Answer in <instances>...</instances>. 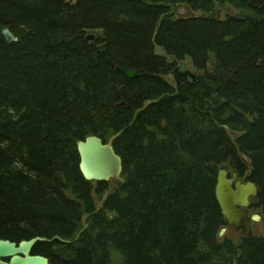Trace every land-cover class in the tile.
Segmentation results:
<instances>
[{
  "label": "trees",
  "instance_id": "16d2710c",
  "mask_svg": "<svg viewBox=\"0 0 264 264\" xmlns=\"http://www.w3.org/2000/svg\"><path fill=\"white\" fill-rule=\"evenodd\" d=\"M2 27L1 240L45 239L50 264H264V0H0ZM88 136L121 188L82 177ZM230 163L260 234L219 236Z\"/></svg>",
  "mask_w": 264,
  "mask_h": 264
},
{
  "label": "water",
  "instance_id": "95a60500",
  "mask_svg": "<svg viewBox=\"0 0 264 264\" xmlns=\"http://www.w3.org/2000/svg\"><path fill=\"white\" fill-rule=\"evenodd\" d=\"M0 34L5 43H15L17 37L8 27H2ZM127 79L138 76L135 70L117 68ZM191 76H197L189 73ZM79 171L82 177L91 182L111 181L115 188H121L124 181L121 178L122 161L115 153L111 141L103 142L99 137L88 136L84 141H78ZM230 168V169H229ZM223 166L217 174L215 197L222 216L233 230L240 232L243 237L253 234L252 223H259L261 216L249 214L251 200L256 198L258 188L252 182L243 183L238 179V173L233 163L230 167ZM222 229L219 236L225 232ZM45 239L35 237L18 243L0 239V264H50L47 258L31 255V249L37 242Z\"/></svg>",
  "mask_w": 264,
  "mask_h": 264
},
{
  "label": "rangeland",
  "instance_id": "374dc122",
  "mask_svg": "<svg viewBox=\"0 0 264 264\" xmlns=\"http://www.w3.org/2000/svg\"><path fill=\"white\" fill-rule=\"evenodd\" d=\"M201 14L198 13V12H192L191 10H189L187 7L185 6H178V16L179 17H182V18H188V17H199ZM92 39V38H90ZM157 53L158 54H161V51L160 50H157ZM171 60V59H170ZM181 67L183 70H185L186 72H189V73H192L194 75H198L199 72L195 71L192 66H191V63L189 60H185L184 62L181 63ZM105 196V195H104ZM95 201H98L97 198L95 197L94 198ZM101 201L99 202H96L97 204V207L100 206V203ZM253 230V228H252ZM254 232L257 233V234H260L262 232V229H261V226H260V222L256 224V226L254 227ZM237 232L235 233L234 230L232 228H229V229H226L225 232L222 234L221 237L225 236V235H228L229 238L231 239H235L237 237Z\"/></svg>",
  "mask_w": 264,
  "mask_h": 264
},
{
  "label": "flooded vegetation",
  "instance_id": "af4514ba",
  "mask_svg": "<svg viewBox=\"0 0 264 264\" xmlns=\"http://www.w3.org/2000/svg\"><path fill=\"white\" fill-rule=\"evenodd\" d=\"M251 225H252V224H251ZM236 232H237V231H236ZM238 233H240V232H238ZM240 234H241V233H240ZM30 254H31V255H39V256H43V257L47 258L45 255H43V254L40 253L38 250H36V243H35V245L32 247ZM47 260H48V258H47ZM48 263H50L49 260H48Z\"/></svg>",
  "mask_w": 264,
  "mask_h": 264
}]
</instances>
